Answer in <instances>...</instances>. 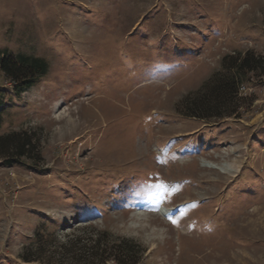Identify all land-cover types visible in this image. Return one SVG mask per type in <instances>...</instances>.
Wrapping results in <instances>:
<instances>
[{
  "label": "rangeland",
  "instance_id": "374dc122",
  "mask_svg": "<svg viewBox=\"0 0 264 264\" xmlns=\"http://www.w3.org/2000/svg\"><path fill=\"white\" fill-rule=\"evenodd\" d=\"M248 52L264 0H0V61L46 67L25 90L0 71V136L31 142L0 159V264H84L104 231L138 264H264V77L232 116L185 115Z\"/></svg>",
  "mask_w": 264,
  "mask_h": 264
},
{
  "label": "trees",
  "instance_id": "16d2710c",
  "mask_svg": "<svg viewBox=\"0 0 264 264\" xmlns=\"http://www.w3.org/2000/svg\"><path fill=\"white\" fill-rule=\"evenodd\" d=\"M229 59L230 61L223 59V71L216 73L206 84L210 93L207 101L204 100L205 97L193 101L191 111L185 114L187 117L204 120L232 116L242 101L239 88L244 78L255 73L264 77L263 56L248 52L243 57ZM0 71L3 76L15 81L20 90H25L33 85L36 78L45 74L46 67L39 59L21 56L16 59L3 58L0 61ZM30 143L26 134L0 136V159L6 164L17 163L27 157ZM108 237L107 232H101L96 238H91L76 249L84 264H107L110 261L115 264H138L140 250L135 242L123 239L111 249L107 247Z\"/></svg>",
  "mask_w": 264,
  "mask_h": 264
},
{
  "label": "bare ground",
  "instance_id": "6f19581e",
  "mask_svg": "<svg viewBox=\"0 0 264 264\" xmlns=\"http://www.w3.org/2000/svg\"><path fill=\"white\" fill-rule=\"evenodd\" d=\"M219 168V167H218ZM227 168V167H226ZM226 168H224V167H221L220 168V171L222 172V173H224V174H232V173H235V172H237L239 169L237 168V166L235 167V169H233V170H229V169H226Z\"/></svg>",
  "mask_w": 264,
  "mask_h": 264
},
{
  "label": "snow or ice",
  "instance_id": "6c2138e0",
  "mask_svg": "<svg viewBox=\"0 0 264 264\" xmlns=\"http://www.w3.org/2000/svg\"><path fill=\"white\" fill-rule=\"evenodd\" d=\"M156 187H160V188H163V187H164V185H157Z\"/></svg>",
  "mask_w": 264,
  "mask_h": 264
}]
</instances>
